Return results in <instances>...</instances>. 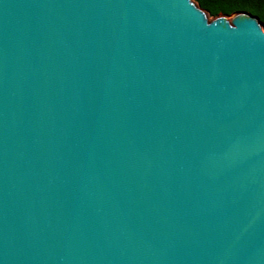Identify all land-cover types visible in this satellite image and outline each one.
<instances>
[{"label":"water","instance_id":"water-1","mask_svg":"<svg viewBox=\"0 0 264 264\" xmlns=\"http://www.w3.org/2000/svg\"><path fill=\"white\" fill-rule=\"evenodd\" d=\"M259 23L0 0V264H264Z\"/></svg>","mask_w":264,"mask_h":264},{"label":"trees","instance_id":"trees-1","mask_svg":"<svg viewBox=\"0 0 264 264\" xmlns=\"http://www.w3.org/2000/svg\"><path fill=\"white\" fill-rule=\"evenodd\" d=\"M209 16H229L236 12H246L264 24V0H193Z\"/></svg>","mask_w":264,"mask_h":264},{"label":"rangeland","instance_id":"rangeland-1","mask_svg":"<svg viewBox=\"0 0 264 264\" xmlns=\"http://www.w3.org/2000/svg\"><path fill=\"white\" fill-rule=\"evenodd\" d=\"M208 16H209V15H208ZM230 16H231V15H229V16H225V17H230ZM210 17H211V16H210ZM216 17L219 18V17H221V15H217ZM259 25L262 27V30H264V24L262 25V24L259 23Z\"/></svg>","mask_w":264,"mask_h":264}]
</instances>
